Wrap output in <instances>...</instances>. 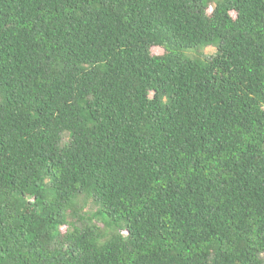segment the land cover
Wrapping results in <instances>:
<instances>
[{"label":"trees","instance_id":"obj_1","mask_svg":"<svg viewBox=\"0 0 264 264\" xmlns=\"http://www.w3.org/2000/svg\"><path fill=\"white\" fill-rule=\"evenodd\" d=\"M0 264H264V0H0Z\"/></svg>","mask_w":264,"mask_h":264},{"label":"rangeland","instance_id":"obj_2","mask_svg":"<svg viewBox=\"0 0 264 264\" xmlns=\"http://www.w3.org/2000/svg\"><path fill=\"white\" fill-rule=\"evenodd\" d=\"M210 51V49L206 48V52Z\"/></svg>","mask_w":264,"mask_h":264}]
</instances>
